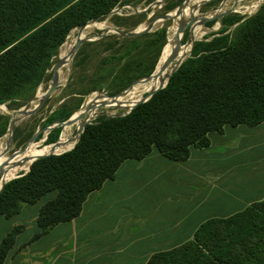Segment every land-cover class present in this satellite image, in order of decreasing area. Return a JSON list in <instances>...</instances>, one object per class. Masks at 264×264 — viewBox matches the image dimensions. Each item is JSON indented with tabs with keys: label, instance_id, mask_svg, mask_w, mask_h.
<instances>
[{
	"label": "trees",
	"instance_id": "1",
	"mask_svg": "<svg viewBox=\"0 0 264 264\" xmlns=\"http://www.w3.org/2000/svg\"><path fill=\"white\" fill-rule=\"evenodd\" d=\"M124 1L0 0V103L31 98L68 32L102 19ZM225 31L226 27L210 40L195 41L190 56L166 85L126 115H99L84 125L72 149L34 161L32 157L26 173L0 186V215L10 217L22 205L53 192L38 210L36 223L43 232L79 215L88 194L113 178L125 159L143 158L155 147L169 159L184 160L191 146L208 145L210 131L264 121V3L231 33ZM158 33L163 35L161 56L168 42L165 28ZM155 65L127 78L120 91L147 77ZM92 94L110 96L87 93ZM78 107L52 121L67 119ZM0 117L1 135L7 118ZM59 132L60 127L52 129L45 143L56 141ZM75 133L64 149L74 142ZM20 229L14 226L2 238L0 264ZM146 264H264V201L231 218L205 222L193 240L152 254Z\"/></svg>",
	"mask_w": 264,
	"mask_h": 264
},
{
	"label": "crops",
	"instance_id": "2",
	"mask_svg": "<svg viewBox=\"0 0 264 264\" xmlns=\"http://www.w3.org/2000/svg\"><path fill=\"white\" fill-rule=\"evenodd\" d=\"M207 136L208 145L191 146L184 160L155 147L125 159L88 194L79 215L43 232L36 218L53 192L0 215V242L21 227L2 264H146L193 240L205 222L264 201V121L226 124Z\"/></svg>",
	"mask_w": 264,
	"mask_h": 264
},
{
	"label": "rangeland",
	"instance_id": "3",
	"mask_svg": "<svg viewBox=\"0 0 264 264\" xmlns=\"http://www.w3.org/2000/svg\"><path fill=\"white\" fill-rule=\"evenodd\" d=\"M156 1L157 0H126L114 7L112 9L113 11L111 10L112 12H109L102 19H95L88 23L99 24L105 21L108 22L110 26H116L126 31L137 30L139 26L142 25L144 27L158 16L171 12L183 0H163L161 4H156ZM198 3H200L199 0H188L184 7L189 6V4L193 5ZM263 3L264 0H206L200 3L198 8L192 12L190 16L185 18L183 22L178 23V25H180V23H182V25L186 23L181 30L183 34L182 44L180 45V40L178 41L181 48L177 46L179 51L183 52V59L189 54L190 48L192 50L193 45L191 47V39H194V42L210 40L213 36L220 34L219 31L224 27H226L225 33H231L239 22L254 15ZM171 6L173 7L170 8ZM171 22L172 18L154 20L152 28L142 33V35H144L139 39H130V37H122L116 33H109L101 39L82 43L68 62V72L65 80L59 82V85L36 113L23 117L17 121L11 135L8 129V123L11 117L10 111L18 109L32 100L36 90L31 98L4 102L7 110L0 108V116L7 118L6 129L0 135V142L3 144V153L12 155L15 151L24 147L29 141L31 142L28 143L27 146H32L33 149L39 144H46L45 140L48 133L54 129H48V127L57 121H64H52V119L69 111H73L78 105L80 106L84 96L90 91H99L110 96L118 92L120 93V90L123 89L121 87L125 84L127 78L138 76L147 71L153 63H157L162 50L161 44L163 42V35L158 32L161 31L162 28H165L164 42L167 41L169 45L168 27ZM78 28L79 27H76L75 29ZM103 29L94 28L92 35H96ZM178 34L179 27L176 30L174 42L177 40ZM59 58L60 55L57 50L56 55L51 59V67L47 70L46 77L39 84L43 91H45L49 85L53 66ZM172 63L173 55L171 53L170 60L163 65L162 70L170 67ZM145 79H147V77L140 78L132 83L129 92L143 86L142 83ZM39 85L37 87H39ZM147 88L148 87H144L143 91L138 96L139 98ZM129 92L121 93V95ZM87 105L89 107L99 106V104L92 102H88L86 106ZM78 110L79 107L67 121L76 116L75 114ZM125 111L126 110H118L116 113ZM3 121V118L0 117V126ZM59 127L61 132L62 126ZM80 129L75 130L69 138ZM44 136L45 139L42 140ZM60 149L62 148L60 147L59 150ZM17 160L21 161L16 166L15 171L13 173L6 171L2 177L3 180L24 172L30 164V160L28 164L27 158L18 157L9 161L7 166H11Z\"/></svg>",
	"mask_w": 264,
	"mask_h": 264
},
{
	"label": "bare ground",
	"instance_id": "4",
	"mask_svg": "<svg viewBox=\"0 0 264 264\" xmlns=\"http://www.w3.org/2000/svg\"><path fill=\"white\" fill-rule=\"evenodd\" d=\"M199 1H200V3H202L206 0H199ZM200 3L193 4V5L189 4V6L183 7L181 13H179L177 15L175 12L176 8L173 9L171 12H169V14L171 15V18H172V22L168 27V34H169L168 35V40H169L168 48L159 57L156 65H155V68L153 70V73L150 74L151 76L147 77V79H145L143 81V83H142L143 86H141L140 88H136L135 90L129 92V89L132 86V84H130L127 88L124 89V91L120 92L116 96V98H114V100L116 102L114 104H116V106H102V105L100 106L101 102H104L105 100H107V97H104L101 94L86 95V96H84L83 106L81 108H79V110L75 114L76 116L71 118L69 121H67L65 123L64 126H62L58 141L52 142L50 144L47 143L46 145L42 143V144H39L38 146H36L34 149L32 146H26V148H24V150L17 151L14 155H11V156H10V154L7 155L6 153H3V151H2L3 150V144L0 142V169H2L1 175H0V186L4 183V181H6V180H8V179H10L16 175L15 174L11 177H8L6 180L2 179V177L6 171L13 173L15 171L16 166L20 163L21 160H17L11 166H7L9 161H12L13 159L18 158V157H23V158H27V161L29 164V160L32 157L34 158L36 156H41V155H44V154H47L50 152L58 153V152L67 150L74 145V142L77 138V134H76L77 132L75 133V139H74V142L71 144V146L64 149L68 144V140L70 139L69 137L71 136V134L75 130L82 128L83 124L86 121L91 120L92 118H94L99 113H110V114H112V113H116L118 110H127L135 102L139 101L149 91H152L155 88L162 86L161 84L167 79V75L172 70L175 63H177L183 59V52L179 51V49L177 48V46L179 45L178 41L181 39V35H182V32L180 31L182 23H180V25H178V23L183 22L185 18L190 16L192 14V12H194L198 8ZM177 25L179 27V34H178L177 40L174 42V36L176 35V30L178 28ZM110 27H112V26H110L108 22L104 21V22H100L99 24L87 23L84 28L75 29L76 27H74L69 31L66 39H64L63 43L58 48V54L60 55V58H64L66 60V63H64L58 70L59 82H63L67 76V72H68L67 65H68V62L70 61V58H71L69 52H70L71 48L73 47L74 43L76 42V40L78 38H85V37H91V36L93 37L94 35H92V32H93L94 28H98V29L106 28V29H108ZM144 27L141 25L137 28V30L142 29ZM175 49H176V52H174V54H173V63L171 64L170 67L162 70L163 65L170 60L171 53ZM152 74H155V75H152ZM144 87H148L149 89L146 90V93L142 97L139 98L138 96L143 91ZM44 92L45 91H43L39 85V87H37V89H36L34 98L28 102L27 109H31L34 106H36L40 97L44 94ZM124 92H129V93L121 95V93H124ZM88 102L99 104V106H91L88 108L87 111H85L86 109L84 107L86 106V104ZM0 108L3 110H6L5 106H3V105H0ZM82 112H84V113H82ZM80 113H82V115H79ZM60 147L62 149L59 150Z\"/></svg>",
	"mask_w": 264,
	"mask_h": 264
},
{
	"label": "water",
	"instance_id": "5",
	"mask_svg": "<svg viewBox=\"0 0 264 264\" xmlns=\"http://www.w3.org/2000/svg\"><path fill=\"white\" fill-rule=\"evenodd\" d=\"M162 2H163V0H157L155 3H156V4H161ZM187 2H188V0H183V1H182V2L176 7V11H175V12H176V15L179 14V13H181L182 8L185 6V4H186ZM112 11H113V10H112ZM112 11H110V13H111ZM169 18H171V15H170L169 13H165V14H162V15L158 16V17L155 18L154 20H156V19H169ZM93 20H95V19H91V20H89V21H93ZM154 20L150 21V22H149L144 28H142L141 30H130V31H126V30H123V29L118 28V27H116V26H112V27H110V28H108V29H103V30H101L99 33H97V34L94 35L93 37L78 38V39L76 40V42L74 43L73 47L71 48L70 52H69L70 57L74 56V54L76 53L77 49L80 47V45H81L82 43H84V42H86V41H91V40H98V39H101V38H103L105 35H107V34H109V33H116V34H118L119 36H122V37H132V36H137V35H140V34H142V33H145V32L149 31V30L152 28V25H153V21H154ZM89 21H87L86 23L80 25L79 28H80V29H81V28H84L85 25H86ZM184 25H186V23H185ZM184 25L181 26V30L184 28ZM181 30H180V31H181ZM188 40H189V39H188ZM188 40H187V41H188ZM193 42H194V39H191V47H192V45H193ZM186 43H187V42H186ZM174 52H176V49L172 51V55L174 54ZM190 52H191V48H190L189 54H190ZM189 54H188L187 56H185L183 60H181V61L175 63L174 67L172 68V70H171V71L169 72V74L167 75V79H166L165 84H163L162 86H160V87H158V88H155V89L152 90V91H149L147 94H145V95H144L139 101L135 102V103H134L129 109H127L125 112H122V113H114V114H110V113H99V114H97L95 117H97L98 115H105L106 117L122 116V115H126L127 113H129L130 110H131L135 105H137V104H139V103H141V102L146 101V100H147V99H148V98H149V97H150L155 91H157L158 89L164 87V86L166 85L167 81H168V78L171 76L172 72L175 71V70L178 68V66H179V65H180V64H181V63H182L187 57L190 56ZM64 63H66V60H65L64 58H59V59L56 61V63L54 64L53 69H52V73H51V78H50L49 85H48L47 89L45 90L44 94L40 97V99H39V101H38V103H37L36 106H34V107L31 108V109H27V106H28V102H27V103H26L25 105H23L22 107H19L18 109H14V110H11V111H10L11 117H10V120H9V123H8V129L10 130V133H9L10 135L13 133V130H14L16 124H17V121L20 120V119H22L23 117L30 116V115L36 113V111H37V110H38V109L44 104V102L47 100V98L50 96V94L56 89V87L59 85L58 70H59V68H60ZM152 73H153V72H152ZM149 76H150V75H149ZM149 76H147V77H149ZM134 82H135V81H134ZM134 82H133V83H134ZM122 91H124V90H122ZM122 91H121V92H122ZM118 94H119V93H117V94H115V95H112V96H106V97H107V100H105L104 102H101V103H100V106H101V105H102V106H116V104H114V103H116L115 100H114V98H116V96H117ZM83 103H84V98H83V100L81 101L79 108H81V107L83 106ZM0 105L5 106V103H0ZM84 108L86 109L85 111H87L88 108H89V106L87 105V106H85ZM5 109L7 110V107H6V106H5ZM85 111H84V112H85ZM74 112H75V111H74ZM74 112H73V113H74ZM84 112H82V113H84ZM73 113H72L69 117H71V116L73 115ZM82 113H80L79 115H82ZM69 117H68V118H69ZM95 117L92 118L91 120L86 121V122L83 124L82 128H81L80 130L77 131V133H76V134H77V138H76V140H75V142H74V145H75V143L77 142V140H78V138H79V136H80V134H81V132H82V130H83L84 125H85V124L92 123V122L94 121ZM68 118H67V119H68ZM67 119L64 120V121H57L56 123L51 124V125L48 127V129H52V128L59 127V126H64V125H65V122L67 121ZM8 129H7V130H8ZM60 133H61V132H60ZM59 135H60V134H59ZM44 139H45V136H44V138H43L42 140H44ZM58 139H59V137L57 138L56 141H58ZM56 141H54V142H56ZM30 142H31V141H29L28 143H30ZM28 143H26L24 147L20 148V149L17 150V151L24 150V148H26V146L28 145ZM49 144H50V143H49ZM45 145H46V144H45ZM74 145H73L70 149H72V148L74 147ZM70 149H67V150H64V151H61V152H58V153H56V152H50V153H47V154H44V155H41V156H36V157H34V158L32 159V161H34V160L37 159V158H40V157H43V156H47V155H50V154H60V153H63V152H65V151H68V150H70ZM17 151H15L12 155H14ZM10 156H11V155H10ZM32 161H31V162H32ZM28 170H29V167H28V169H27L26 171H24V172H22V173H26ZM1 171H2V169H0V173H1ZM20 174H21V173H20ZM20 174H17V175H15L14 177H17V176H19ZM14 177H12V178H14ZM10 179H11V178H10ZM10 179H8V180H10ZM8 180L4 181V183H6ZM4 183H3V185H4ZM3 185H2V187H3ZM2 187H1V189H2ZM1 189H0V191H1Z\"/></svg>",
	"mask_w": 264,
	"mask_h": 264
}]
</instances>
